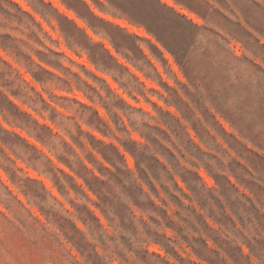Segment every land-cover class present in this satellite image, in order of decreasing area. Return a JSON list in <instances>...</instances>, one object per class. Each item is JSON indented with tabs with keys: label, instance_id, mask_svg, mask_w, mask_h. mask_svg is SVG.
<instances>
[{
	"label": "clouds",
	"instance_id": "1",
	"mask_svg": "<svg viewBox=\"0 0 264 264\" xmlns=\"http://www.w3.org/2000/svg\"><path fill=\"white\" fill-rule=\"evenodd\" d=\"M123 2L0 0V264H264V0H156L183 63Z\"/></svg>",
	"mask_w": 264,
	"mask_h": 264
},
{
	"label": "rangeland",
	"instance_id": "2",
	"mask_svg": "<svg viewBox=\"0 0 264 264\" xmlns=\"http://www.w3.org/2000/svg\"><path fill=\"white\" fill-rule=\"evenodd\" d=\"M187 2L189 4V6H198V0H187ZM234 2H237V0H234ZM221 3H223V0H221ZM239 3L244 5V11H245V13H247L248 12L247 5L249 3V0H239ZM118 6L121 7L122 10L129 11L136 18L142 20L149 27V30L155 31L158 34V37L162 41H164L166 43V46H168L170 48V50L173 52L174 56L177 59V62L178 63L184 62L186 55H187V52H188V47L193 41V33L195 31H197V29L193 28L190 24H188L186 21H184V19L182 17H176L170 13L165 15L164 13L166 10L160 8V6L156 3L155 0H124V2L119 3ZM217 15H219V14L217 13ZM160 21H163V23H161ZM224 22L226 24H228L237 34H239L242 37L247 38L253 45L258 44V42L255 41L250 36L249 33L244 31V29H242L239 24H232V22L227 20L226 18H224ZM256 26H257V30L264 31V23L257 21ZM116 32H117V35H120L123 39L129 40V41L131 40L130 37L124 36V34L120 33L119 30H116ZM3 39L7 40L9 38L3 37ZM260 50L264 51V48H261ZM191 71L192 72L196 71L195 65L192 66ZM211 86L212 85L210 82L207 85V87L209 89H211ZM185 91L187 92V90H185ZM226 96H227V90L224 92L223 96H220L218 94L216 97H213V99L216 100L217 103L219 104L224 99V97H226ZM197 102H199V101L197 100ZM241 111H243V109H241ZM239 119L242 121L243 116H241ZM128 147L130 150H135L134 144L129 145ZM140 155H141L142 160H144V159L149 160L153 167H155L158 164V162L155 161V159L153 157L145 156L143 153H141ZM250 155L254 157V162L258 166L264 167V157L256 155L255 153H250ZM233 163H235V162H233ZM237 167H239V165H237ZM186 178H190L192 180H198L199 179L198 176H196L194 173H187ZM216 179H217V182H220L223 180L225 183H227L226 179L223 177L217 176ZM249 183H251V182L249 181ZM153 191H154V189H153ZM193 191H197L195 189V187H193ZM259 191L261 193H264V188H260ZM137 193L139 194V190H137ZM208 196L214 200V202L217 204L218 207L221 208V211L223 212V208L219 204V201H216L214 197H211V193H208ZM136 203L138 204V206H145V205H141L139 201H136ZM202 203L206 204L207 201L202 199ZM230 203H232V202L230 201ZM146 206L153 207V205L151 204V201H148ZM235 206L236 205L233 203V207H235ZM123 207L124 206H122V208ZM159 211H160L161 216L166 217V213L163 210H159ZM227 219L228 218L225 217V220H227ZM198 220L201 224H204L202 217H198ZM241 222H243V221H241ZM122 223H123V217H122ZM229 223H230V221H229ZM169 226H171V224ZM204 226L207 227L206 224ZM125 227L128 229H131L133 232L135 231L133 225L131 224V221H129V223L127 225H125ZM178 231H182V230H178ZM182 238L187 241V237L182 236ZM158 239L163 240L164 238L159 237ZM215 239L218 243L226 244L230 249H232V246L230 244H228L227 241H221L220 237L218 235L215 236ZM125 242H127V241H125ZM192 243L200 245L201 248L205 247V242L203 240L197 239V240L192 241ZM256 244L258 247L264 248V241L258 240V241H256ZM165 246H167L166 242H165ZM249 246L251 247V245H249ZM232 250L236 251V252L239 251V249H232ZM138 254H140V253H138ZM141 255H146V253H143Z\"/></svg>",
	"mask_w": 264,
	"mask_h": 264
},
{
	"label": "trees",
	"instance_id": "3",
	"mask_svg": "<svg viewBox=\"0 0 264 264\" xmlns=\"http://www.w3.org/2000/svg\"><path fill=\"white\" fill-rule=\"evenodd\" d=\"M156 1V0H155Z\"/></svg>",
	"mask_w": 264,
	"mask_h": 264
}]
</instances>
